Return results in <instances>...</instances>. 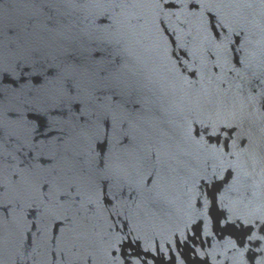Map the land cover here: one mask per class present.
Returning a JSON list of instances; mask_svg holds the SVG:
<instances>
[{"label":"water","instance_id":"1","mask_svg":"<svg viewBox=\"0 0 264 264\" xmlns=\"http://www.w3.org/2000/svg\"><path fill=\"white\" fill-rule=\"evenodd\" d=\"M0 264H264V0H0Z\"/></svg>","mask_w":264,"mask_h":264}]
</instances>
